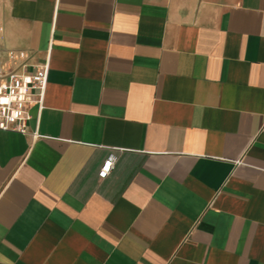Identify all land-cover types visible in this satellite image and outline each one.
I'll list each match as a JSON object with an SVG mask.
<instances>
[{"label":"crops","instance_id":"0c3cea01","mask_svg":"<svg viewBox=\"0 0 264 264\" xmlns=\"http://www.w3.org/2000/svg\"><path fill=\"white\" fill-rule=\"evenodd\" d=\"M44 63L0 264H264V0H0V76Z\"/></svg>","mask_w":264,"mask_h":264},{"label":"built area","instance_id":"2783aa9c","mask_svg":"<svg viewBox=\"0 0 264 264\" xmlns=\"http://www.w3.org/2000/svg\"><path fill=\"white\" fill-rule=\"evenodd\" d=\"M48 64L36 65L33 70L22 64L0 76V130L34 135L28 131L30 107L42 104L47 84ZM115 156L110 155L98 170L105 178L113 168Z\"/></svg>","mask_w":264,"mask_h":264}]
</instances>
